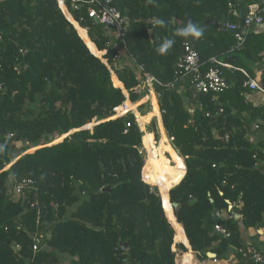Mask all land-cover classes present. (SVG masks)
<instances>
[{
	"label": "trees",
	"instance_id": "trees-1",
	"mask_svg": "<svg viewBox=\"0 0 264 264\" xmlns=\"http://www.w3.org/2000/svg\"><path fill=\"white\" fill-rule=\"evenodd\" d=\"M255 2L113 0L128 18L120 50L108 45L107 29L89 17L87 3L75 8L65 0L75 26L58 0H0V264H177L187 248L180 243L173 250L169 219L176 239H185V231L201 259L208 251L221 258L231 247L244 264H255L239 250L250 245L245 231L264 228V138L249 137L253 124L264 122V103L246 98L248 77L239 68L251 77L252 66L264 70V32H251L239 45L227 28L242 26ZM187 17L204 29L201 39H188L202 70L214 65L213 56L237 67H221L229 89L197 93L184 81L186 94L180 92L183 80L175 72L185 39L174 32ZM209 19L219 27L206 25ZM165 37L176 43L159 55ZM145 74L159 80V107L153 100L150 112L154 93L138 89ZM122 87L132 103L149 94L138 109L144 116L135 110L142 125L152 118L144 136L151 146L147 162L134 112L116 116L127 100ZM23 178L33 187L15 197L10 186ZM214 210L225 213L227 247L215 231ZM37 233L49 236L35 252Z\"/></svg>",
	"mask_w": 264,
	"mask_h": 264
},
{
	"label": "built area",
	"instance_id": "built-area-1",
	"mask_svg": "<svg viewBox=\"0 0 264 264\" xmlns=\"http://www.w3.org/2000/svg\"><path fill=\"white\" fill-rule=\"evenodd\" d=\"M60 7L64 11L63 6L66 11L70 14V11L65 3V0H58ZM83 3L88 4L87 13L90 18L98 19L99 23L103 24L111 39L108 42V45L116 47L118 49H124L126 42L124 40H119V36L123 34L124 28L128 25V18L122 14V12L113 4V0H73V5L75 8L82 5ZM64 11V12H66ZM79 24V23H78ZM264 25V0H259V2H255L249 5L248 12L245 15L244 23L242 26H239L235 23H230L227 25L228 29L236 30L234 35L237 39L239 45L244 44L246 40V36L253 31L262 32V27ZM183 53L179 57L176 62V77L181 78L182 80H186L187 83L193 87V89L197 93H219L223 92L226 89L231 87V84L226 79L224 71L221 67L226 66L228 68L237 69L234 65L221 61L217 57H211L210 61L214 64L212 67L207 69L206 71L202 70V59L199 51L195 47L194 43L190 40H185L182 44ZM121 58L120 53H116L114 55V62L118 65V61ZM107 60V59H106ZM110 67V66H109ZM140 69H142L140 67ZM248 79L245 82V86H247L250 90H254L257 92H261L264 94V84L262 83L261 75L257 77H251L249 73L239 68ZM111 71L113 72L112 68ZM141 79V84L138 89H145L148 87L149 91L151 89H155V83H159V80L150 75L145 74V76ZM187 91V87L184 82L180 86V92L185 95ZM127 92V91H126ZM127 101L117 107L116 116H123L127 114L129 111L137 114V111L133 110L129 107L128 102L133 104L129 98L127 93ZM123 109L125 111L123 112ZM122 112V113H120ZM264 122L262 120L257 121L253 124L254 132L249 135L251 141H257L259 137V132L261 130V125ZM129 125V124H128ZM156 144V143H155ZM34 181L31 178H23L19 181H16L11 189L12 194H18L20 196H25L26 191L33 187ZM241 201L239 204L241 205ZM232 208L235 206L232 203ZM230 208V207H229ZM231 209V208H230ZM217 216L222 218V213L217 211ZM215 231L221 232L226 238L229 237V232L218 223L215 224ZM48 234H35L33 250L39 251L43 247H47L46 239L48 238ZM243 256L252 261L255 264H264V254L258 249L256 245L250 244L248 250H242Z\"/></svg>",
	"mask_w": 264,
	"mask_h": 264
},
{
	"label": "crops",
	"instance_id": "crops-1",
	"mask_svg": "<svg viewBox=\"0 0 264 264\" xmlns=\"http://www.w3.org/2000/svg\"><path fill=\"white\" fill-rule=\"evenodd\" d=\"M110 32V31H107ZM260 32V31H258ZM262 32H264V25L262 27ZM253 71L255 72V77L259 76L262 74V72L264 71L263 69H259L257 66H252ZM186 81L185 79L182 81L183 82ZM149 92H153L154 95L156 96L157 92L156 90L150 89ZM246 98L250 101H252L255 105H259V104H263L264 103V94L261 92H257L254 90H246L244 92ZM149 100V99H148ZM147 100V101H148ZM161 117V116H160ZM166 135V134H165ZM264 138V128H261L260 132H259V137L258 140L263 139ZM185 173H186V166H185ZM222 216H225V213L222 214ZM176 218V217H175ZM170 222L174 225V223L171 221V219H169ZM175 226V225H174ZM182 227V226H181ZM183 231L184 228L182 227ZM178 234V232H176V235ZM243 236L246 240L247 243H252L253 242H257V244L260 245V248L262 250H264V228L261 229H254V228H250L247 231H245L243 233ZM184 237L185 239H176L175 236V240H174V245H173V250H176V244H184L187 248V251L182 253L178 260H177V264H185L184 262V255L189 253L190 251H192V255H193V259L191 261V264H241L244 262L241 261V257H239L237 255V253L235 252V250L233 248L227 249V251L223 254L224 256L219 258L216 254V258H210L207 257L206 259H201L198 254L196 252H194L190 246L189 240L186 236V233L184 231ZM221 242V240H220Z\"/></svg>",
	"mask_w": 264,
	"mask_h": 264
},
{
	"label": "clouds",
	"instance_id": "clouds-1",
	"mask_svg": "<svg viewBox=\"0 0 264 264\" xmlns=\"http://www.w3.org/2000/svg\"><path fill=\"white\" fill-rule=\"evenodd\" d=\"M149 3H153V0H148ZM157 24L161 27L166 25L164 20H157ZM204 35V29L196 23L192 21H188L182 26L176 28L174 32V36H178L184 38L185 40L188 39H201ZM176 41L174 38L165 37L159 43L158 47L155 49L157 54L159 55H167L169 54L170 50L174 47ZM5 150L4 145H0V152ZM43 178V177H42Z\"/></svg>",
	"mask_w": 264,
	"mask_h": 264
},
{
	"label": "rangeland",
	"instance_id": "rangeland-1",
	"mask_svg": "<svg viewBox=\"0 0 264 264\" xmlns=\"http://www.w3.org/2000/svg\"><path fill=\"white\" fill-rule=\"evenodd\" d=\"M59 3V2H58ZM60 6V5H59ZM65 14H66V12H64ZM70 15H71V13H70ZM72 16V15H71ZM68 17V16H67ZM74 25L76 26V23L74 22ZM100 58H102V57H100ZM106 63H107V60L106 59H104V58H102ZM123 63V61H122V59L120 58L119 59V61H118V65H121ZM110 66V65H109ZM113 75H116L115 74V72L113 71L112 72V76ZM117 76V75H116ZM124 89V88H123ZM151 89V88H150ZM124 91H125V89H124ZM149 94H151V92H149ZM148 94V95H149ZM147 95V96H148ZM146 96V97H147ZM159 94L157 93L156 94V96L154 95V97L155 98H152V99H149V100H151L152 101V106H151V108H150V110H149V112L152 110V108H153V100L155 101V102H157V104H158V107H159ZM146 97H144L142 100H140L139 102H137V103H133L132 105L134 106V109L133 110H137L138 112H139V114L141 115L140 117H143L144 115H142L141 113H140V111L138 110L139 109V105L140 104H142V103H144V102H146V100L147 99H145ZM127 101V100H126ZM148 114V113H147ZM161 114H160V109H159V115L157 116L158 117V119L160 120L161 119ZM139 116H138V114H136V118H137V121L139 122V125H140V128H141V131L143 132V144H144V147H145V149H146V151H147V159H146V162H147V160H148V158H149V151H151V146L148 144V141L146 142V140L144 141V136H145V132H148V126H149V124H150V122H151V119L152 118H150V120L148 121V122H146V123H144L143 125H142V123H141V118H140ZM144 128V129H143ZM151 135H152V133H151ZM62 138V137H61ZM60 138V139H61ZM57 140H59V139H55L54 140V142H57ZM160 141V140H159ZM159 141H158V143H159ZM168 141H169V139H168ZM154 142H155V140H154ZM156 143V142H155ZM158 143H156V144H158ZM169 144L171 145V147H172V149L177 153V154H179L178 153V151L172 146V144L170 143V141H169ZM21 145V143H17V147H19ZM35 150V148H31L30 150H28V151H30V152H32V151H34ZM152 160H155V161H157L158 159H156L155 157H153L152 158ZM146 164V163H145ZM173 165H174V163H173ZM10 167V165H8L6 168H9ZM144 167H143V169H142V178H143V180H145V178H144ZM146 181V180H145ZM151 186H153V188H154V186L155 185H158L159 186V184H156V183H153L151 180L150 181H147ZM160 187V186H159ZM10 189H12V187L10 186ZM10 192H11V190H10ZM13 196H15V197H18V196H20V195H18V194H13ZM172 205V204H171ZM174 210V209H173ZM223 214V213H222ZM168 217V216H167ZM176 217V216H175ZM169 219V218H168ZM177 220V219H176ZM174 226V225H173ZM174 229H175V231L177 232V230H176V228H175V226H174ZM176 236V235H175ZM174 240H175V237H174ZM174 245V244H173ZM177 245V244H176ZM176 248H177V246H176ZM231 247H229L228 249H230ZM181 254H179V255H177V258H176V263H177V260H178V258H179V256H180Z\"/></svg>",
	"mask_w": 264,
	"mask_h": 264
},
{
	"label": "water",
	"instance_id": "water-1",
	"mask_svg": "<svg viewBox=\"0 0 264 264\" xmlns=\"http://www.w3.org/2000/svg\"><path fill=\"white\" fill-rule=\"evenodd\" d=\"M66 15H67V13H66ZM68 16V15H67ZM68 18H69V16H68ZM70 19V18H69ZM71 20V19H70ZM72 21V20H71ZM75 21V20H74ZM95 21L97 22V23H99V20L98 19H95ZM188 21H192L189 17H187L186 19H185V23L186 22H188ZM73 22V21H72ZM193 22V21H192ZM74 23V22H73ZM78 23V22H77ZM194 23V22H193ZM205 24L206 25H213L214 27H219V23H218V21L217 20H215V19H209V20H207L206 22H205ZM230 32H232V33H234V32H236V30H232V29H228ZM261 79H262V83L264 84V71L262 72V74H261ZM123 88V87H122ZM125 92V94L127 95V92H126V90L124 91ZM91 126H93V124H89V125H86L85 126V128H89V127H91ZM75 130H73L70 134H72L73 132H74ZM65 136H67V135H65ZM65 136H63L60 140H63L64 139V137ZM59 140V141H60ZM36 148H38V147H36ZM35 148V149H36ZM110 186H108V187H105L103 190L104 191H107V190H110ZM154 191L155 192H159V193H161V195H162V191H161V189H160V187L158 186V185H155L154 186ZM169 193V192H168ZM232 191H229V193H228V199H227V202L229 203V207L232 209V201H231V198H232ZM175 206V204H172V207H174ZM235 216L238 218L240 215L239 214H237V213H235ZM213 217H214V219H216L217 220V223L219 224V225H222V218H219L218 216H217V211L216 210H214L213 211ZM219 233V236H220V238H221V243H220V245H222V246H224V247H227L228 245H229V240H228V238H226L221 232H218ZM120 243H122L124 246H127L128 245V243H127V241H125V242H122V240H120ZM207 256L208 257H210V258H216V254L214 253V252H211V251H208L207 253ZM241 264H243V263H241Z\"/></svg>",
	"mask_w": 264,
	"mask_h": 264
}]
</instances>
